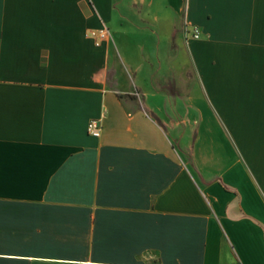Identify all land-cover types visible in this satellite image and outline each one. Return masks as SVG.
Returning a JSON list of instances; mask_svg holds the SVG:
<instances>
[{"label":"crops","instance_id":"0c3cea01","mask_svg":"<svg viewBox=\"0 0 264 264\" xmlns=\"http://www.w3.org/2000/svg\"><path fill=\"white\" fill-rule=\"evenodd\" d=\"M0 264H264V0H0Z\"/></svg>","mask_w":264,"mask_h":264},{"label":"built area","instance_id":"2783aa9c","mask_svg":"<svg viewBox=\"0 0 264 264\" xmlns=\"http://www.w3.org/2000/svg\"><path fill=\"white\" fill-rule=\"evenodd\" d=\"M191 37L194 39L199 38V31L194 29L191 32ZM88 38L92 41L96 48L101 47L110 38V32L106 26H102L98 29L90 30L88 33ZM101 131V124L99 120H91L87 124V133L93 138H99Z\"/></svg>","mask_w":264,"mask_h":264},{"label":"rangeland","instance_id":"374dc122","mask_svg":"<svg viewBox=\"0 0 264 264\" xmlns=\"http://www.w3.org/2000/svg\"><path fill=\"white\" fill-rule=\"evenodd\" d=\"M173 49V48H172Z\"/></svg>","mask_w":264,"mask_h":264}]
</instances>
